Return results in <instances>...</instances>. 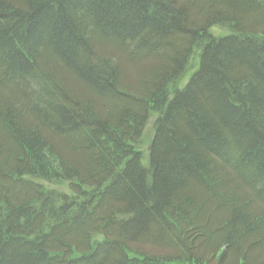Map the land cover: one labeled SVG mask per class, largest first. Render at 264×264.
I'll return each instance as SVG.
<instances>
[{
	"label": "trees",
	"instance_id": "obj_1",
	"mask_svg": "<svg viewBox=\"0 0 264 264\" xmlns=\"http://www.w3.org/2000/svg\"><path fill=\"white\" fill-rule=\"evenodd\" d=\"M0 264H264V0H0Z\"/></svg>",
	"mask_w": 264,
	"mask_h": 264
},
{
	"label": "rangeland",
	"instance_id": "obj_2",
	"mask_svg": "<svg viewBox=\"0 0 264 264\" xmlns=\"http://www.w3.org/2000/svg\"><path fill=\"white\" fill-rule=\"evenodd\" d=\"M198 64H199V60L197 58L196 63H195V65H196L195 69L198 67ZM191 73H192V71H190L188 73V76H186V78H185L186 81L189 79ZM182 85H185V82H183ZM152 134H153V131H152V122H151L149 124L148 128L145 131L144 145H145L146 150H147L149 141H150V144L149 145H151V142H152V139H153ZM151 137H152V139H151Z\"/></svg>",
	"mask_w": 264,
	"mask_h": 264
}]
</instances>
